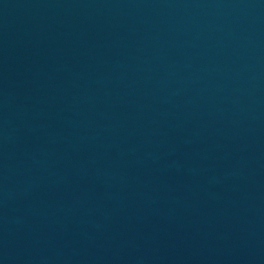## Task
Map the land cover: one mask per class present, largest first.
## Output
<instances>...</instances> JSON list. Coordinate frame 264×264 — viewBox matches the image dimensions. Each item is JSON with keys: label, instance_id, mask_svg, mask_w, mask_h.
<instances>
[{"label": "water", "instance_id": "1", "mask_svg": "<svg viewBox=\"0 0 264 264\" xmlns=\"http://www.w3.org/2000/svg\"><path fill=\"white\" fill-rule=\"evenodd\" d=\"M0 264H264V0H0Z\"/></svg>", "mask_w": 264, "mask_h": 264}]
</instances>
